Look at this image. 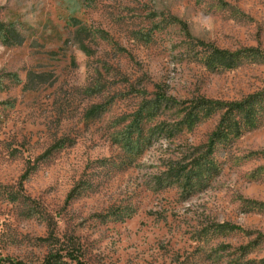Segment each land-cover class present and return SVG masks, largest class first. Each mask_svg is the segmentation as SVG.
<instances>
[{"label":"rangeland","instance_id":"374dc122","mask_svg":"<svg viewBox=\"0 0 264 264\" xmlns=\"http://www.w3.org/2000/svg\"><path fill=\"white\" fill-rule=\"evenodd\" d=\"M72 243L84 264H264V0H0V259Z\"/></svg>","mask_w":264,"mask_h":264},{"label":"trees","instance_id":"16d2710c","mask_svg":"<svg viewBox=\"0 0 264 264\" xmlns=\"http://www.w3.org/2000/svg\"><path fill=\"white\" fill-rule=\"evenodd\" d=\"M215 50H217V49H215ZM217 51L223 55H232V54L237 55L241 52L240 50L235 51L233 53H231L227 50H217ZM156 87L158 89L154 92V96H155L154 100H158V101L173 104V105H177V104L182 103V102L178 101L177 99H175L174 97L166 95L165 91H163L162 89H159L158 86H156ZM252 101H253V98H252ZM184 102L185 101H183V103ZM248 102H250V101L244 100V101H240V102H226V101H222L219 99L200 97V98L196 99L194 106H218V107L226 108V111H231V110H234L235 108L242 107L244 104H247ZM222 124H223L222 121L220 123H218L216 129L213 131V133L211 135V141H213V137L217 138L223 133L222 132L223 131V125ZM211 141H210V143H211ZM63 142H64L63 139H58L48 149H46L43 153H41L37 158L47 157L55 145H57L58 143H63ZM75 190H76V188H73L69 192V194L67 195L68 199L69 198H75L77 196L78 193H75ZM226 226H229V227L235 228V229L239 228V227H236L234 225H228V224H226ZM62 251H64L62 253V255H59L60 254L59 252H62ZM58 257L68 258L69 260L74 261L76 264H84L83 260L81 258L80 246H79V244H74V243H72L71 247H62L61 251H58L56 254L48 255L44 259V262L41 264H52V262L54 260H56ZM5 260L6 259H0V264H2ZM12 263H13V261H12ZM13 264H24V263H21L20 261H16Z\"/></svg>","mask_w":264,"mask_h":264}]
</instances>
